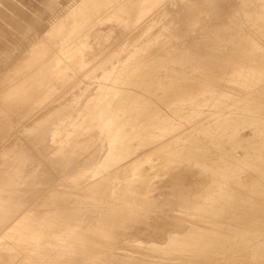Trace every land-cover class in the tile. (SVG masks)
Returning a JSON list of instances; mask_svg holds the SVG:
<instances>
[{
  "label": "rangeland",
  "instance_id": "374dc122",
  "mask_svg": "<svg viewBox=\"0 0 264 264\" xmlns=\"http://www.w3.org/2000/svg\"><path fill=\"white\" fill-rule=\"evenodd\" d=\"M14 1L15 0H0V79L3 80L5 78H8L12 82V79L16 77L14 73L17 74L18 73L17 70H21L23 75L19 74V76L16 77V81L18 82L21 81L20 87L23 89L24 87H26L28 83L27 81L30 80L29 74H32L30 73L29 70H31L32 67L36 65L38 61H40L43 64V67L46 66L45 65L46 62L43 61L48 58L45 57L46 55L45 52L48 50V47L47 45H44V50H43L42 47H40V45L46 43L45 39L48 36L55 35V29L57 26H53L52 25L53 23H51L50 21L52 19H55L56 16L59 15V16H63L60 22L64 23L65 27L67 25H71L72 20L74 19H76V21L75 20L74 21L76 23H79V25H75L74 27H76V29L72 31L73 34L77 35V37L75 36L77 41L75 40V38H73L72 42L75 44H73L71 47L67 49L68 52H70V49H73L72 52H70L69 55L67 56L65 54H62L61 56L63 57H59L56 55V57H54L55 59L53 58L54 60L53 64L55 63L56 65L58 64V66H60V62H63L62 67L56 69L57 66H54V68H52L53 71L56 70V72L57 71L59 72V73L57 72L58 76L54 74L56 72L53 73V71H51L53 76H55L53 77L49 71L52 69L48 67H46L47 70L46 69L41 70L43 67L41 69L39 68L40 71L38 69V71L32 75L37 74L36 76L38 77L40 76V79L42 81L41 82L37 81V84H35V82L30 83L31 81H29L28 84L33 86L32 87L27 86L30 87L29 92L31 89L35 87L34 90L36 92L31 90L35 94L33 93L29 94L28 90L27 91L25 90L27 87L23 90L26 93L28 92L27 94L30 95L28 99L34 101L32 102V105H34L35 107L32 106V109L35 111L34 112L32 111V114L29 115L16 114V117L10 116L8 118V121H11L12 124L9 122L8 125L9 130L5 136L1 135L2 131L0 130V166H3V170H4V173H2V171L0 172V194L5 195L6 193H8V197H10L9 194L17 188L27 189V191H24L22 195V199L24 200L22 204L23 203L24 204L22 206L20 205L21 207H19V209L16 211V215L11 220H5L4 222L0 223V236L6 231H9V234H16L17 230L14 228L12 224H14V222L17 223L19 220L23 218V216H26V214H30V213L34 215L35 214L38 215L41 213L44 216V218L47 219V221L51 224V226L54 227L57 224V219L55 218H59V217L64 218V216H67L66 214H69V216H71V214L74 213L77 208H81L84 212L85 211L93 212V210L95 211L105 210L107 212L110 211L115 213L119 217V219L122 220L123 226L122 227L113 226L110 229L113 231L110 233L107 232V234L109 235L107 234L105 235L106 231L108 230H106L105 228L99 230L100 226H102L99 225L98 231L94 233L95 236L91 233L90 228L88 227L82 228L83 232L86 233V234L84 233L83 235L86 236L82 237L81 240L82 242L83 240H85L83 242L84 245L83 243L81 244L82 249L85 247L84 249L86 250L88 248L89 251L90 247H93V249L91 248V251L93 252L94 257L90 258V260H92L93 262H89V264H99L100 261L104 260L105 258L111 259L114 262L118 261L119 259L129 260L128 263L120 262L119 264H204L203 261L201 260L198 261L196 259L195 261L190 263L187 258L189 256L185 255L184 252H181L179 245L183 243L185 244V240H180L177 237L178 235H176V233L182 235L184 234L183 231L181 230L171 231V234L169 236L165 235V233L167 234L165 227L172 225L171 223L174 221L182 222V219L181 218L177 219L175 217V214L177 215L184 214L185 216L187 215L193 216L195 221L198 220V222H195L193 220V225H192L193 228L199 227L207 230L208 244L209 245L212 244L214 249L218 251V253L214 254V257L210 261V264H249V263L263 264L264 263V201L259 200V202L257 201L252 206H250L248 202L250 200L257 199L254 197L255 196L257 197L258 192L261 191L260 190L257 192L255 189L258 188V186L260 185L259 184L260 180L264 178V169L263 170L261 169V166L262 168H264V159L261 158L260 157L261 155L259 154H258L259 156L253 155L252 161L250 162L249 166L247 167V165L245 164V169L243 168L244 166L242 164H239V166L240 167L242 166L241 168L244 169V170L241 169L240 172L236 170L233 171L231 169L232 162L230 161L231 164H229V162L227 164L228 170L226 171V174L225 175L224 173L223 175L220 174L221 172L220 170L222 166H224V164L222 163L226 158L228 159L231 157V155H233L230 158L232 161H234V159L238 163L239 161H241L240 157H242L241 153L243 150L241 147H236L237 150L236 148H234L232 152L230 145L228 144L230 143L231 140H238V142L240 141V143L242 142L241 144L244 145L250 144L249 141L253 136L259 139V141L264 140V102H263L264 93L262 92L264 88V76H263L264 71L262 70L264 69V65H262L264 64L263 63L264 62V56H263L264 55L263 52L264 51V21H263L264 17H259V16L254 17L253 15H251L252 12L257 10L256 8L259 7V6L256 7L254 3L256 4V2L259 1V5H260L263 3L262 0H249V2L247 3L246 1L239 3L240 0H234L235 2L231 0L232 2L229 1L227 6L225 5L226 3L224 2V1L227 2V0H223L225 4L223 6H219L218 8L224 10L223 7L225 6L224 7L225 11L223 12L221 11V9L218 10L221 11V14L223 13V15H219L220 12L217 11L218 8L216 7L217 8L215 11L216 13L213 12L211 15V17L218 16L215 19H213V17L210 19L209 14H207L208 12L206 14H203L204 10L205 9L207 10L208 2H210L211 0H207V1L199 0L200 2L198 3V5L201 4L199 5L200 8L198 7L199 8L198 12L200 16L199 14L198 15L193 13L189 14L190 10H187L190 9V7L188 6L192 5L193 2L194 4H197L196 1L198 0H176V2L175 0H164V1L163 0H138V1L115 0V2L114 0H66L63 2L60 0H33L30 4H26V3L22 4V2L18 1L17 5L13 4ZM131 1L135 3L136 1L139 2L136 3L137 4L136 9L131 8L135 10L133 11L134 14L131 13L132 11H130V8H129L130 11L129 13L131 14H129L128 10L125 9L129 7V5L132 3ZM236 1L239 3V7L238 5H236L237 4ZM203 2H205V4ZM218 2L220 4L223 3L221 2V0ZM186 3H188L189 5L187 4L188 6H185ZM202 4H204V6ZM183 5L187 10L186 12L183 11L184 8ZM198 5H194V6H198ZM234 5L237 6L238 9H236ZM179 9L180 11L178 12L181 13V17L180 15H178L179 13L176 12ZM102 10H107L108 12L104 11V13H102ZM118 10L120 11V14L114 15L113 18V14L119 13ZM123 10L124 11L126 10V12H124ZM99 11L101 12L100 14L101 16L104 14L103 15L104 19L103 16L99 18L97 17L99 16ZM122 11L124 12V15L125 13H127V17L125 15L124 18ZM105 12H107L108 14H106ZM159 12H161V14H163L164 12L165 15L164 14H163L164 16H161V14L158 15ZM183 12L186 15L189 14L190 17L186 16L185 18ZM217 12L218 15L214 16L213 14H217ZM175 13H176V17H178L179 20L180 18L181 20L185 18L184 22L183 21L178 22L177 21L178 18L174 17ZM128 14L132 17L130 18ZM182 14L184 15V17ZM105 16L109 18L107 19L105 18ZM115 16L116 18L117 17L118 18L116 19ZM193 16L201 17L199 21H202L201 23L203 24L201 25L200 22H199L200 25L197 24L198 23L197 20L199 18H197L196 20V18ZM202 16H205L203 17L204 19H202ZM188 17L189 19H187ZM150 18H153V20H151ZM192 18L195 21H197V23L194 20L192 21L191 20ZM174 19L177 20L174 21ZM94 20L95 21L100 20V21L95 22ZM148 20L153 26L147 25L150 24ZM42 21H45V24L42 23ZM151 21L154 22V24H152ZM210 21L212 23H210ZM91 22H94L92 23L93 25L91 24ZM126 22H130V23L128 24ZM170 22L175 24L176 26L171 24L170 27V25H168ZM189 22L191 25L186 24ZM181 23L182 24L185 23V27H186L185 31L186 33L188 31L189 33L187 34V36L185 35L184 32L180 31L185 29L184 27L182 28L184 24L182 26L179 25ZM193 23L197 24L193 26L194 28L192 27V25H194ZM49 24L50 26H48ZM166 24L169 26V29H172L173 27L174 30L172 29L173 30L171 31L172 33L178 32V31L174 32L175 28L177 27V24L178 27L179 26L181 27L178 28V30L179 29L180 30L174 36L167 28L168 26ZM86 25L89 26L88 31H90V34L87 35V37H85V35L79 37V34L86 27ZM145 25L147 27H145ZM186 25H189L188 26L189 28L190 27L193 28L195 32L193 31V29L187 30L188 28ZM252 25L255 26L253 27ZM90 26L92 27L91 29L93 30H90ZM148 27L151 28L149 29ZM251 27L253 28L251 29ZM145 28H148L146 29L147 32L144 30ZM158 30L160 31L161 34H159ZM57 31L59 32L62 31V28L58 29ZM155 31L157 33H155ZM165 31H167V33L170 32L172 35L170 33H168L169 35H165L167 34L165 33ZM144 32L147 35L144 34ZM190 32H192L191 33L192 35L190 34ZM179 33H181V36L185 35V37L182 38ZM63 34L64 33H60L56 36H61ZM95 37L96 39L97 38L109 39V41L108 42L104 41L102 44L99 45L98 43L96 44ZM156 37H158V39ZM85 38L86 41H84ZM230 38L235 40H241L246 43L249 42L250 45L249 47H245V48L240 47L239 44L232 45V43L230 42L231 41ZM73 40H75V42ZM154 41L156 42V44L157 42L160 41L159 42L160 45L157 44L156 46ZM86 42L89 43V45ZM253 42L256 44H254ZM104 43L106 44L104 45ZM149 43H151V45H149ZM215 43L218 46L219 45L222 46V50L226 51L227 56L229 55L236 56L234 58V60L236 61H240V59L242 58L240 57V55L243 56L244 65H242V67H238V65L236 64L228 63L227 60L229 58H227V56L226 57L213 56L211 58V56H209L208 54L213 49V45ZM252 44L256 47L258 46L257 48H260V50L262 49L261 52L259 49H257V51L259 50V52L263 54V55L261 54L262 57L257 60L249 59V56L244 57V55L246 56V54L249 53L248 51H252L254 49ZM98 45L101 47H98ZM77 46L78 47L81 46L82 48L81 47L78 48ZM96 46L98 49L96 48ZM102 47H104V49ZM123 47L125 51L122 49ZM140 47L141 48L143 47V49H141ZM207 48H209L210 50L208 49L207 51ZM139 49L141 51H139ZM149 49H154L155 51ZM131 51H133V54ZM73 53L75 54L74 56ZM242 53L243 54L246 53V54L242 55ZM71 54L73 58L72 56H70ZM115 54H117L116 55L117 57L114 56ZM145 55L147 56L150 55L149 56L150 58L146 57ZM110 56H113L118 60L115 58L111 59ZM105 57H107L106 58L107 60H105ZM109 57L111 60L109 59ZM61 58H64L66 62L64 63V61H61ZM145 58H147L148 60L150 59L149 60L150 64ZM67 59L69 63H72L70 67L67 62ZM84 59L85 61H83ZM75 60L79 63L77 64ZM101 60L104 63H102ZM142 60L147 61L145 62V66L150 65L146 67L147 70L145 67H143V69L145 68V70L148 73L150 71V73L153 74L152 75L153 77H151L147 72L146 74H148L150 78H153L151 80H154L156 78V81L149 80L150 82L149 84H147L148 83L147 77L148 79H150L149 76L145 74V77L144 76L141 77V75H144L145 72V71L143 72L142 70V65H143L142 63L144 62V61L141 62ZM32 61H35L34 65L32 64ZM82 61L83 63H81ZM105 61H111V63L109 62L107 63ZM256 61L260 63L261 61L263 62L260 65V64H256L258 63ZM27 62H30L29 67ZM114 62H116L115 65ZM41 63L38 64L37 67L42 66ZM66 63L68 64V66ZM137 64L141 65V67L139 66L141 68L139 71H138L139 67ZM207 64L209 66H207ZM75 65L79 67H76ZM98 65L100 66L102 65V66L100 67ZM155 65L156 66L161 65L162 67L160 66L159 68L160 69L162 68L163 70L162 69L158 70V66L156 68ZM103 66L105 68L108 67L110 68L108 70L105 69ZM136 66L138 67V69ZM252 66H254L253 68H255L256 70L253 69ZM256 66L259 68L260 66H262L261 67L262 69L261 68L258 69L256 68ZM132 67L134 68V70H132ZM60 68H62L61 70L63 73L59 71ZM64 68L67 69V71ZM80 68L81 70H79ZM240 68H243L245 72L247 70L249 71L250 68H252V70L256 72L262 70L261 71L262 73L260 72L261 74H263L261 76L262 78L259 77L261 75L259 72L258 75L257 73L255 74L254 71L250 70L248 72L250 75L247 74V72L246 73L244 72V75L245 74L247 75L245 76L243 75V79H242L243 84H241L239 87L236 85L234 86L233 85L234 81H232L233 79L231 78V75L234 73L235 69H240ZM63 69L65 71H63ZM74 69L76 70V72L73 71ZM110 69H112L114 72L112 70L111 72ZM135 69H137L136 72ZM149 69H153V70H149ZM44 70H46L45 72L47 74L49 71V74L46 75V73H44ZM107 70L109 72H107ZM25 71L27 72L26 74ZM42 71L44 77L45 76L49 77L51 75L52 78L49 77L50 79L47 78L45 80L46 78L45 77L43 79ZM129 71L130 72L132 71L133 73L132 72L131 73L132 74L135 73V74L133 76L132 74L131 76H129L130 75ZM140 71H142L143 74H140L141 73ZM151 71L153 72L155 71L157 76H155V73ZM165 71L168 72V76ZM104 72L106 77L103 76ZM251 72L255 75H253ZM122 74H124V76ZM139 74L142 80H140V78L138 77ZM24 75L28 76V78L26 79L25 77L27 81L24 79V81L22 82L21 79L24 77ZM59 75L62 76V80H59L60 78ZM170 75L171 77L174 78L180 75L179 76L180 78L179 77L175 79L170 78ZM256 75L258 77L257 80L261 78L259 82L256 80L257 78ZM56 77H59L58 78L59 81H57ZM103 77H105L104 78L105 80H103ZM129 77H132L133 80L132 79L130 80ZM120 78L121 80L123 79L124 82L121 81ZM143 78H146L145 83H143L144 82ZM159 78L160 80L163 79V81L160 80L158 81ZM200 78H202L203 80H201ZM90 79H92L91 82ZM127 79H129V81L131 82H129ZM164 79L165 80L168 79L167 82ZM169 80L170 81L172 80L173 84L168 83L170 82ZM200 80L203 82H201ZM254 80L257 81L258 83L254 82ZM98 81L100 82L98 83ZM139 81L140 84L142 85L139 84ZM164 81L165 83H162ZM82 82H84V84ZM89 82L92 84H90ZM93 82L94 83L96 82L95 87H97V89H95ZM152 82H158V84H155L156 85L155 86ZM119 83H121V85H119ZM124 83L127 84L126 87L130 86V88L128 87L129 92H128V88L125 87ZM129 83L132 85H129ZM151 83L154 85L151 86L152 88L150 87ZM160 83L162 85H159ZM166 83H168V86ZM144 84L146 85V88L145 86H143ZM169 84L170 86L172 84V86L170 87ZM157 85L161 87L159 88ZM119 86L120 87L124 86V90L123 87L119 88ZM164 87L165 88L173 87V89H167L164 92L162 89ZM90 89H92L91 94H89L88 92V91L91 92ZM121 89L125 93L122 92ZM160 89L162 92L167 94V95L165 94L166 96H164L166 99L163 98L164 93H162ZM80 90L81 92L83 91V94L86 91V94H84L85 97L84 96L81 97ZM120 91L124 93V95L121 94ZM6 92L7 90L5 91L0 90L1 98L4 97ZM126 92L128 94L130 93V95L126 94ZM140 92L142 95L141 94L139 95ZM79 95L81 97L80 98L81 102L83 101L82 98H84L85 100L83 102L87 103L88 105L89 104L91 105V102L92 105H94L99 96L104 98L106 102L101 104L99 107H97L95 111L96 113L93 115V117L83 120L81 119V116H79L80 120L79 117L73 119L71 110L73 111L72 107L75 106L77 102L78 103L80 102ZM144 95L146 96L148 95L147 98ZM161 95L162 97H160ZM126 96H129L128 99L131 100L132 103L135 102L138 104V105H136L135 103L132 104L133 106L135 105L136 108L140 106L139 105L140 101L138 99L140 98L141 106L143 107V105L145 104L144 105L145 108L147 110L149 109L151 115L153 113L154 119H156L157 117H162V118L165 117V120L157 128L154 127L151 121H155V120L151 119L152 118L151 115L148 116V114H150L149 111L147 114H145L146 112L145 113H143L142 111L139 112V109H141V107H139V109L138 108L135 109L130 105L131 104L130 101H129L130 106L126 105L128 104V100L126 101L127 103L124 106L123 102H125L126 100L125 98H127ZM144 97L146 99H144ZM251 97L253 99L255 98L253 101V106H251L250 104L252 103L249 102V100H251ZM76 98H78V101ZM120 98L123 99V102H121ZM131 98H133L134 100ZM88 99L92 101L89 102ZM62 100L64 102L65 107L63 106ZM219 100H221L220 102H222V104H220ZM69 101H71L70 104ZM142 102H144L143 105ZM30 103L27 102L26 105ZM34 103L37 105H35ZM58 103H62V106L61 104L59 105ZM53 104H55V106ZM56 105H59L57 107H59L60 110H65L64 112L62 111L61 113H59L64 117L61 115H59L58 117L57 114L56 115L57 119L54 116L55 119L53 117L52 120V118L50 119L48 117H50L54 113L55 109H57ZM66 106H68V108ZM182 106L188 107L186 112L189 116L187 114L186 116L188 117V119L190 118V121H187L188 119L185 120L184 118L180 117V115L177 113L178 110L183 109ZM145 108L143 107L142 110H144ZM122 109L126 110L127 111L126 113H129V115H127L126 113L125 115H123L125 111H121ZM128 109L130 110V112ZM131 110L133 111V113ZM134 110L135 111L137 110L138 113H140V115H138L137 112H135ZM184 110L186 109L184 108ZM218 111L222 112L223 116L221 118L218 117L217 119L214 120L215 126L218 127L222 126L225 122L228 121L234 123V126L238 127L237 133L233 132L230 129V127H228V129L225 132V137L221 138L220 140V142L225 146V151L226 152L228 151V155L222 158L223 160H221V158L219 157H213L209 161L198 160L196 162V165L200 166L202 169L197 168V170L194 171L191 170V172H187L183 174V172L179 170L182 168L174 164L173 159L171 160V162L164 164H160L157 158L154 159L155 155L152 154V152L161 149L164 144L173 141L171 139H174L175 137L182 138V136H184L183 137L184 139L188 133L194 132V129L198 130L201 127L200 125L205 124L208 118H210L212 114L213 115L216 114V112ZM199 112H200L199 115L195 114ZM113 113L115 114L114 116ZM116 113H118L119 115L118 114L116 115ZM131 113L133 115L136 114V116H138V118H141V120L147 117L148 119L141 121L140 119L138 120L137 118L138 120L137 122L138 123L140 122V125L136 126L138 125V123L135 122L136 116L134 115L133 118L131 116ZM111 114L116 120L118 119L117 121L120 125L115 122L116 121L115 119L114 122H112L113 117L112 120H110ZM70 115H71L70 118L71 121L69 120ZM145 115L147 117H143ZM200 115L202 117H200ZM116 116H118V118ZM123 116L126 117L125 120ZM127 116H131V118L135 120L133 121L130 117H128L129 119H127ZM10 118L13 120H11ZM254 118L256 122H253ZM49 119L50 122L48 121ZM122 119L124 122L122 121ZM44 120L46 122L48 121L47 123L45 122L46 124L48 123L49 124L46 125L44 123ZM62 120L66 123H68L69 121V125L70 122H72L73 120L78 122L76 123L74 121L76 124H79L80 121L82 120L81 121L82 128L71 127L68 124L64 123ZM119 120L120 122L122 121L125 125L123 124L122 126L121 124L122 122L120 123ZM128 120L129 122L132 121L133 123H135L133 124L135 125L134 129L132 123L130 124L129 122H127ZM110 121L112 125H114L115 127L108 125V123L111 124ZM178 122L179 123L181 122L184 125L178 127V125L175 124ZM40 123L41 126L45 124L44 129L43 127L42 128L41 127L39 128V126L37 127V125H40ZM127 123H129L128 125L131 126V129H129L130 127L129 128L127 127L128 126L126 125ZM115 124H117V126L119 125L124 130L127 127L125 131L128 133V136L130 135L129 138H127L128 136H126V132L125 133L122 132L123 129L121 130L119 126H118L119 129H117ZM170 124H174L172 126V129L175 128L173 129L174 131L167 136L162 134L165 129L171 130ZM65 125L68 127H66ZM142 125L144 126V128H146L149 131H154V132L157 131L158 133H160V137H158V139L152 143L150 142L144 145L143 143L141 144V142H143L141 141L142 137L140 136V139H138L136 135L139 134L138 129L139 127H142ZM63 126L67 131L64 130ZM109 126H111L110 127L111 129L113 127L115 131L111 132L110 128H109L110 131H108V128L105 127H109ZM59 128L64 130V131L62 130L64 132V135L62 131H61L62 134L59 132L61 130ZM103 129L107 130L113 136L110 134L109 137L108 136L109 133H107ZM65 131L67 132L66 134ZM100 133L101 135L103 134L104 136L103 135L99 136ZM106 133L110 140L111 137L114 138L117 137V135H120L122 137L120 138L119 136V138L116 139V140L119 139L118 141H115V138L114 140L109 141V139L106 136ZM196 133H198V131ZM53 134L56 136L55 139H54L55 136ZM59 134L63 136V137L60 136L61 139H59L58 136ZM50 135L51 138L48 137ZM124 135L126 137H124ZM126 139L130 140L129 143L133 144V146L129 150L130 154L127 153L128 156L127 155L123 156L121 157V159L119 160L117 159L118 161L116 160L114 163H110L112 161V158L115 156L116 151L119 149H123L126 146V141H125ZM14 140L18 142L15 143ZM38 140H42V143L44 142V140H49V141H45L46 143L45 142L44 143L46 144V146L44 147L45 145L44 144L42 148V144L38 146L37 144ZM112 141L113 144L110 143ZM189 141L190 143H186L185 145H183V148L181 149L184 150V152H188V150L192 147H197L199 149L205 148L208 150L207 148L208 144L203 138H200L198 140L195 139L194 141L191 140L190 138ZM245 141L246 143H244ZM66 146L69 148L74 147V150H72L71 153H73L72 155L74 156L75 159L72 162L71 161L67 162V160L63 158L65 154L64 148L66 149L67 148ZM14 147L16 150L14 149ZM57 150L59 153H57ZM121 151L122 150H120L119 152ZM11 152L12 153L16 152L17 154L16 153L12 154ZM258 152L261 154L262 149L259 148ZM12 156L13 157L16 156V157L12 159L13 158ZM156 156L161 157L160 154H156ZM184 158H185V163L193 167V165H191V161L189 160V158L187 157ZM236 161H234L233 163L236 164L237 163ZM19 162L20 164L18 165ZM245 162L247 163L249 161H245ZM8 163L9 165H7ZM68 163L69 165L70 163H72L74 167L81 169L82 171L81 170L78 171L84 173V177L86 176L87 177L83 178L81 181H72V182L70 180L64 181L66 180L65 175L69 167ZM5 165L8 167H6ZM126 165L129 166L136 165L138 167L135 171L133 169L130 175L131 177H137L136 179H138V182L139 183L142 182L144 184L136 189L137 191H139L137 194L142 198V200H139L136 205L135 204L123 205L122 203L121 205L120 203H114L113 201H108V199L103 197L97 198L95 192L96 187H99L100 189L103 190H107L111 188V186H114L116 183L121 181V177L124 175L123 170L125 169ZM4 166L8 168L9 171H7V169H4ZM86 166L88 168L91 167L92 172L89 171L90 168L86 169L87 168ZM220 166L221 168H219ZM9 168H11L12 170ZM194 168L195 167H193V169ZM246 170L249 171L250 173L248 172L249 173L248 174ZM252 170L254 172H252ZM259 172L261 175L258 174ZM123 177H125V175ZM147 181L152 185L148 186L146 184ZM228 182L235 184L234 185L229 184ZM34 183H39V189L36 188L37 191L36 193H34V191L32 190V188L34 187ZM220 183L222 184L223 187L227 185L226 188H229V193L227 194L225 192L223 193V189ZM62 184L64 186H62ZM228 185L230 186L228 187ZM60 186H62V190ZM230 188H232V190ZM262 189H264V187H262ZM250 190H255L257 192V195H255L256 192H253L252 194ZM203 196L208 197L206 198L208 199L207 203L205 202L204 200L205 198H203ZM236 197H240L237 202L235 203L230 202V200H233ZM248 198L250 200H246ZM213 201L216 202L214 203ZM94 203L96 204L94 205ZM216 205H220L218 206V209H214ZM202 206H204L208 210L211 207L212 211L206 210L205 212L203 211L205 208ZM187 208L189 209V211H187L188 210ZM196 208L197 211L195 212H197V214L193 213L194 210H196ZM133 211H135V214H133L134 213ZM155 216L156 218L158 217L162 221L157 220ZM51 218H54L55 220H50ZM69 219L70 218H67V220ZM137 223H140L138 224L139 226H137ZM143 223L146 224L144 225ZM69 226L70 229L68 231H72V232L79 228V226L74 225V223H68V227ZM157 226L159 229L156 228ZM218 226H220L221 228ZM147 231L150 232V234H152V236L155 237L156 236L162 237L163 235H165L166 239L163 240L160 239L161 241H157V239H155V240H149L148 242L147 239H144V237L147 235ZM112 233L114 235L113 239L115 241L112 239V235H111ZM129 233H132L130 234V236H132L131 240L135 238H139V241L130 242L131 240L129 239L130 240L129 241L127 239V234ZM88 236L89 237L91 236L92 239L90 240ZM118 237L120 239H118ZM143 242L146 244H144ZM129 249L132 250L129 251ZM88 251L86 252L88 253ZM138 251L140 253H138ZM258 251L259 252L262 251V253L259 255ZM213 253H215L214 250ZM219 254H221V256ZM215 257L216 259H214ZM255 260L256 261L258 260L257 261L258 263H256ZM245 261H248L249 263H245Z\"/></svg>",
  "mask_w": 264,
  "mask_h": 264
},
{
  "label": "bare ground",
  "instance_id": "6f19581e",
  "mask_svg": "<svg viewBox=\"0 0 264 264\" xmlns=\"http://www.w3.org/2000/svg\"><path fill=\"white\" fill-rule=\"evenodd\" d=\"M18 1H20V2H22V4H30L33 0H15L14 1V3L13 4H16L17 5V3H18ZM60 1H66V0H60ZM134 1V0H133ZM138 1V0H137ZM136 1V3H139V2H137ZM164 1V0H163ZM163 1H162V4H163ZM202 1H204V0H202ZM207 1V0H206ZM218 1H220V0H211L210 2H208V5H207V10H206V12H205V10H204V13L203 14H206L207 12V14H209V18L211 19L212 17H211V15H212V13L214 12V13H216L215 11H216V9L219 7V6H223L225 3V5L227 6V4L229 3V1L230 2H232V1H234V0H227V2L226 1H224L223 2V0H221V2H223V3H219ZM243 1H246V3L247 2H249V0H240L239 1V3H242ZM114 2H115V0H114ZM132 2V1H131ZM175 2H176V0H175ZM180 2V1H179ZM181 2H184V1H181ZM189 2V1H188ZM200 1L198 0V1H196V3L197 4H194V2H193V4L192 5H190V6H188L189 4L188 3H186L185 4V6H188V7H190V9H187V10H190L189 11V14L190 13H193V14H199V8H200V6L199 5H201V4H199L198 5V3H199ZM235 2V1H234ZM233 2V3H234ZM237 2V1H236ZM258 2V3H257ZM256 2V4L254 3V5L256 6V7H258V8H256L257 10H255V11H253L252 12V14L251 15H253L254 17H264V1L262 0V4H260L259 5V1H257ZM104 3H105V1H104ZM135 2H132L130 5H129V7H127V8H125L126 10H128V13L130 12V11H132L131 13H133V11H135V10H133L134 8L136 9V4ZM168 3V2H167ZM190 3H191V1H190ZM204 4H205V2H203ZM239 3L237 2V4L236 5H238V7H239ZM188 4V5H187ZM204 4H202L203 6H204ZM207 4V3H206ZM217 4H220V5H217ZM250 4V3H249ZM179 5H180V3H179ZM178 5V6H179ZM194 5H198V6H194ZM232 5V4H231ZM246 5V4H245ZM251 5V4H250ZM253 5V4H252ZM164 6V5H163ZM166 6V5H165ZM185 6L183 5V7H181V8H183V11L184 12H186L187 10L185 9ZM192 6V7H191ZM235 6V5H234ZM249 6V5H248ZM157 7V6H156ZM199 7V8H198ZM217 7V8H216ZM225 7V6H224ZM223 7V9L224 10H222L221 8H218L217 9V11L218 10H220L221 9V11H225V8ZM236 7V9H238L237 8V6H235ZM129 8H130V11H129ZM131 8H133V9H131ZM138 8V7H137ZM187 8V7H186ZM122 9V8H121ZM162 9V8H161ZM185 9V10H184ZM204 9V8H203ZM240 9V8H239ZM120 10V9H119ZM118 10V11H119ZM126 10L124 11V12H126ZM241 10V9H240ZM104 11H107V10H102V13H104ZM118 11H115V12H118ZM121 11V10H120ZM120 11H119V13H116V14H113V18H114V15H118V14H120ZM122 11V12H123ZM163 11V10H162ZM178 11H180V9L179 10H177L176 12L177 13H179ZM221 11H218V12H220V14L219 15H223V13L221 14ZM108 12V11H107ZM107 12H105L106 14H108ZM110 12V11H109ZM112 12V11H111ZM124 12H123V16H124V18H125V15H126V17H127V13H125V15H124ZM182 12V11H181ZM183 12V13H184ZM218 12H217V14H213L214 16L215 15H218ZM131 13H129V14H131ZM137 13H138V10H137ZM101 12L99 11V16H97L98 18L99 17H102L101 15ZM111 14V13H110ZM128 14V15H129ZM134 14V13H133ZM132 14V15H133ZM161 14V12H159L158 13V15H160ZM163 14L165 15V13L163 12ZM163 14H161V16H164ZM189 14L188 15H186L185 13H184V15H185V18H186V16H189ZM192 14V15H193ZM178 15H180V17H181V13H179ZM183 15V14H182ZM184 15H183V17H184ZM197 15H195V16H197ZM109 16V15H108ZM111 16V15H110ZM120 16V15H119ZM122 16V15H121ZM130 16V15H129ZM160 16V17H161ZM195 16H193V17H195ZM199 16H200V14H199ZM195 17L196 18V20H197V18H199L197 21H198V23H197V21H195L193 18L191 19L192 21L194 20L197 24H199V22L201 23L202 21H199L200 19H201V17ZM252 16V17H253ZM132 16H130V18H131ZM159 17V18H160ZM174 17H176V13L174 14ZM190 17V16H189ZM189 17L187 18V19H189ZM203 17H205V16H202V19H204ZM218 17V16H217ZM217 17H213V19H215V18H217ZM61 18H63V16H56V18L55 19H52L50 22L51 23H53L52 25L53 26H57L56 27V29H55V35L53 36H48L46 39H45V41H46V43H44L43 45H40V47H42V49L44 50V45H47V47H48V50L45 52V57H48L47 59H45L43 62H46L45 63V65L46 66H44L43 67V64L40 62V61H38L37 63H36V65H34V63H35V61H32V64L34 65L33 67H32V69L31 70H29L30 71V73H32V74H35L37 71H38V69L40 68H42L41 70H43V69H46V67H48V68H50V69H52V68H54V66H57L56 67V69L57 68H59V67H62V65H63V62H60V66H58V64L56 65L55 63L53 64V58L54 57H56V55L57 56H59V57H63V56H61L62 54H65L66 56L67 55H69V53L70 52H72V50L73 49H70V52H68L67 51V49L69 48V47H71L73 44H75V43H73L72 42V39L73 38H75V36L77 37V35H75V34H73L72 33V31H74L75 29H76V27H74L75 25H79V23H76L75 21H76V19H74V20H72V24L71 25H67L66 27H65V25H64V23H61L60 21H61ZM105 18H107L106 16H105ZM109 18V17H108ZM107 18V19H108ZM115 18H116V16H115ZM118 18V17H117ZM116 18V19H117ZM176 18H178V17H176ZM184 18V19H185ZM103 19H104V16H103ZM151 20H153V18H150ZM149 19V20H150ZM184 19L183 20H181V18H180V20H179V18H178V22H180V21H183L184 22ZM210 19H208V20H210ZM78 20V19H77ZM101 20V19H100ZM99 20V21H100ZM106 20V19H105ZM149 20H148V22H149ZM156 20V19H155ZM154 20V21H155ZM175 19H174V21H176ZM190 20V21H191ZM207 20V21H208ZM226 20V19H225ZM254 20V19H253ZM257 20V19H256ZM79 21V20H78ZM77 21V22H78ZM95 21V20H94ZM96 21H98V20H96ZM95 21V22H96ZM98 21V22H99ZM158 21H159V19H158ZM174 21H173V23H174ZM186 21V20H185ZM264 21V20H263ZM152 22V21H151ZM157 22V21H156ZM156 22H155V24H156ZM162 22V21H161ZM178 22H176V23H178ZM187 22V21H186ZM206 22V21H205ZM42 23H44L45 24V21H42ZM92 23H94V22H91V24ZM126 23H130V22H126ZM150 23V22H149ZM173 23H169L168 25H170V27H171V24L172 25H175V24H173ZM192 23V22H191ZM210 23H212L211 21H210ZM90 24V25H91ZM124 24H125V22H124ZM152 24H154V22H152ZM184 24V26H182ZM181 23V24H179V25H181L182 26V28L184 27L185 29H183V30H180V31H182V32H184L185 33V35L187 36V34H189L188 33V31H187V33H186V27H185V23ZM186 24H189V25H191L190 24V22L189 23H186ZM194 25H192V27L193 26H195V25H197V24H195V23H193ZM203 23H201V25H202ZM93 25V24H92ZM127 25V24H126ZM148 26L149 25H151V23L150 24H147ZM163 25V24H162ZM165 25V24H164ZM167 25V24H166ZM167 25V26H168ZM189 25H186L187 26V30H189V29H193V28H189L188 26ZM200 25V24H199ZM48 26H50V24L48 25ZM131 26V25H130ZM151 26H153V25H151ZM155 26V25H154ZM176 26V25H175ZM181 26H179V27H181ZM253 27L255 26V25H252ZM88 27L89 26H87L86 25V27L82 30V32L79 34V37L80 36H84L85 35V37H87V35H89L90 34V31H88ZM117 27V26H116ZM145 27H147L146 25H145ZM160 27H162V26H160ZM178 24H177V30H176V28H175V31L174 32H176V31H178L179 32V30H178ZM197 27V26H196ZM253 27H251V29L253 28ZM60 28H62V31H57L58 29H60ZM92 27L90 26V30H93V29H91ZM122 28V27H121ZM144 28V27H143ZM149 29L151 28V27H148ZM148 28H145L144 30L146 31V29H148ZM163 28H164V26H163ZM168 29H169V26L167 27ZM160 29V28H159ZM166 29V28H165ZM172 29H173V27H172ZM172 29H169L170 30V32L171 31H173ZM162 30V29H161ZM197 30V29H196ZM148 31H150V30H148ZM159 31V30H158ZM168 31V30H167ZM167 31H165V33H167ZM193 31H194V29H193ZM106 32V31H105ZM147 32V31H146ZM170 32H168V33H170ZM177 32V33H178ZM195 32V31H194ZM50 33H51V31H50ZM60 33H64L63 35H61V36H56V35H58V34H60ZM148 33H150V32H148ZM155 33H157L156 31H155ZM165 34V35H169V34ZM172 33V32H171ZM170 33V34H171ZM177 33H172L174 36L177 34ZM192 32H190V34H191ZM144 34H146L145 32H144ZM159 34H161L160 33V31H159ZM159 34H158V37H159ZM171 34V35H172ZM180 34V36H181V33H179ZM94 35V34H93ZM127 35V34H126ZM147 35V34H146ZM145 35V36H146ZM152 35V34H151ZM162 35H163V32H162ZM185 35H183V36H181L182 38L183 37H185ZM192 35V34H191ZM95 36V35H94ZM99 36V35H98ZM97 36V37H98ZM106 36H107V34H106ZM144 36V35H143ZM142 36V37H143ZM109 37V36H108ZM107 37V38H108ZM141 37V38H142ZM158 37H156L157 39H158ZM180 37V38H181ZM191 37V36H190ZM147 38H148V36H147ZM146 38V39H147ZM188 38H189V36H188ZM95 39H96V37H95ZM151 39V38H150ZM155 39V38H154ZM184 39H186V38H184ZM220 39H222V38H220ZM75 40H76V38H75ZM75 40H73L74 42H75ZM81 40V39H80ZM79 40V41H80ZM230 42L232 43V45L233 44H236V45H240V47H243V48H245V47H249V45H250V43L249 42H243V41H241V40H235V39H232V38H230ZM77 41V40H76ZM84 41H86V38H85V40ZM108 42L109 41V39H102V38H97L96 39V44L98 43L99 45L100 44H102L103 42ZM145 41V40H144ZM143 41V42H144ZM156 41H158V40H156ZM187 41V40H186ZM188 41H190V40H188ZM225 41H226V38H225ZM83 42V41H82ZM81 42V43H82ZM120 42V41H119ZM160 42V41H159ZM159 42H157V44H159L160 45V43ZM87 43V42H86ZM152 43V42H151ZM151 43H149V45H151ZM154 43L156 44V42L154 41ZM209 43V42H208ZM252 43V42H251ZM254 43V42H253ZM83 44V43H82ZM84 44H85V42H84ZM88 45H89V43H87ZM106 43H104V45H105ZM141 44V43H140ZM157 44H156V46H157ZM254 44H256V43H254ZM98 45V47H101V46H99ZM118 45V44H117ZM154 45V44H153ZM152 45V46H153ZM158 45V46H159ZM189 45V44H188ZM191 45V44H190ZM258 45H260V44H258ZM137 46V45H136ZM136 46H135V48H136ZM155 46V45H154ZM252 46H253V50L252 51H248L249 53H244V54H246V56L242 53V55H244V57H247V56H249V59H253V60H257V59H259V58H261L262 56H261V54L262 53H260L261 52V50H260V48H257L256 46H254L253 44H252ZM78 47V46H77ZM81 47V46H80ZM80 47H78V48H80ZM150 47V46H149ZM164 47V46H163ZM229 47V46H228ZM77 48V49H78ZM82 48V47H81ZM96 48H97V46H96ZM103 49H104V47H102ZM141 48V47H140ZM84 49V48H83ZM98 49V48H97ZM123 50H124V47L122 48ZM141 49H143V47L141 48ZM147 49V48H146ZM156 49V48H155ZM208 49L209 48H207V51H208ZM225 49V48H224ZM257 49H259L260 50V52H259V50L257 51ZM86 50H87V47H86ZM137 50V49H136ZM149 50H154V49H149ZM149 50H147V51H149ZM188 50V49H187ZM210 50V49H209ZM250 50V49H249ZM81 51V50H80ZM83 51V50H82ZM91 51V50H90ZM119 51V50H118ZM120 51H122V50H120ZM125 51V50H124ZM139 51H141L140 49H139ZM155 51V50H154ZM223 50H222V46H218V45H216V43L213 45V49L209 52V56H211V58L214 56V57H218V56H223V57H226L227 56V53H226V51L224 52H222ZM38 52V51H37ZM132 52V54H133V51H131ZM130 52V53H131ZM153 52V51H152ZM181 52V51H180ZM245 52V51H244ZM264 52V51H263ZM82 53H84V52H82ZM119 53V52H118ZM134 53H135V51H134ZM138 53H140V52H138ZM150 53V52H149ZM59 54V55H58ZM171 54V53H170ZM230 54V53H229ZM241 54V53H240ZM75 54L73 53V56H74ZM88 55V54H87ZM86 55V56H87ZM94 55V54H93ZM117 54H115L114 56H116ZM142 55V54H141ZM148 55V54H147ZM147 55H145L146 57H148V58H150L149 56H147ZM237 55V54H236ZM263 55V54H262ZM70 56H72V54L70 55ZM73 56H72V58H73ZM79 56H81V55H79ZM83 56H84V54H83ZM82 56V57H83ZM106 56V55H105ZM109 56V55H108ZM264 56V55H263ZM81 57V58H82ZM88 57V56H87ZM90 57V56H89ZM111 57V59H114L115 57H113V56H110ZM110 57H109V59H110ZM117 57V56H116ZM140 57V56H139ZM236 56H227V58H229L228 60H227V62L228 63H231V64H236V65H238V67H242V65H244V60H243V56H241L240 55V57H242L241 59H240V61H236V60H234V58H235ZM71 58V59H72ZM107 57H105V60H107L106 59ZM141 58V57H140ZM231 58V59H230ZM55 59V58H54ZM58 59V58H57ZM66 59V58H65ZM69 59V58H68ZM68 59H67V62H68ZM110 59V60H111ZM115 59H117V58H115ZM138 59V58H137ZM145 59H147V58H145ZM210 59V58H209ZM215 59V58H214ZM43 60V59H42ZM52 60V61H51ZM77 60V59H76ZM75 60V61H76ZM80 60H82V59H80ZM103 60V59H102ZM102 60H101V62H102ZM118 60V59H117ZM116 60V61H117ZM150 60V59H149ZM148 59H147V61H148V63L150 62ZM261 60V59H260ZM61 61H64V63L66 62L65 60H64V58H61ZM74 61V60H73ZM83 61H85V59L83 60ZM83 61L81 62V63H83ZM139 61V60H138ZM144 60H142L141 62H143ZM147 61H144L142 64L144 65H142V70H143V72H144V75H141V77L142 76H144L145 77V74H146V70H147V66H150V65H146L145 66V62H147ZM211 61V60H210ZM230 61V62H229ZM259 61V60H258ZM258 61H256V62H258ZM77 62V61H76ZM105 62H109V63H111V61H105ZM262 62L263 61H261V63L260 62H258V63H256V64H262ZM28 63V67H29V64H30V62H27ZM42 64V66H40V67H37V65L38 64ZM74 63V62H73ZM79 62H77V64H78ZM80 63V64H81ZM102 63H104V62H102ZM147 63V64H148ZM206 63V62H205ZM254 63V62H253ZM264 63V62H263ZM67 64V63H66ZM68 64H69V67L71 66V64L72 63H69L68 62ZM68 64H67V66H68ZM116 64V62H114V65ZM139 64H141V63H139ZM150 64V63H149ZM201 64V63H200ZM82 65V64H81ZM103 65V64H102ZM101 65V66H102ZM111 65V64H110ZM138 65V64H137ZM159 65V64H158ZM157 65V66H158ZM191 65V64H190ZM199 65V64H198ZM262 65H264V64H262ZM36 66V67H35ZM66 66V67H67ZM76 66V65H75ZM98 66H100V65H98ZM100 66V67H101ZM107 66V65H106ZM113 66V65H112ZM141 67V65H138V67ZM157 66L155 65V67L157 68ZM161 66V65H160ZM160 66H158V70H161L159 67ZM164 66V65H163ZM207 66H209L208 64H207ZM206 66V67H207ZM251 66V65H250ZM255 66V65H254ZM254 66H252V68L254 67ZM258 66V65H257ZM256 66V68H258V69H260L262 66H260V68L259 67H257ZM76 67H79V66H76ZM104 67V66H103ZM137 67V66H136ZM138 67H137V69H138ZM139 67V69H138V71L141 69ZM143 67H145L146 68V70H145V68L143 69ZM152 67V66H151ZM162 67V66H161ZM166 67V66H165ZM164 67V68H165ZM201 67V66H200ZM68 68V67H67ZM74 68V67H73ZM105 68V67H104ZM109 68L110 67H108V68H105V69H108L109 70ZM124 68V67H123ZM167 68H169V67H167ZM195 68V67H194ZM203 68H204V66H203ZM252 68H250V70H252ZM40 69H39V71H40ZM62 68H60L59 69V71H61V73H63L62 72V70H61ZM65 69V68H64ZM63 69V71H67V69H65L64 70ZM76 69V68H75ZM73 70V71H75L76 72V70ZM105 69H102V70H105ZM112 69H113V67H112ZM112 69H110V71L112 70ZM128 69V68H127ZM137 69H135V72H136V70ZM155 69V68H154ZM172 69H173V67H172ZM253 69H255V68H253ZM262 69V68H261ZM47 70V69H46ZM46 70H44V73H46L45 71ZM77 70H78V68H77ZM79 70H81V68L79 69ZM107 70V72H109ZM132 70H134V68L132 67ZM149 70H153V69H149ZM148 70V71H149ZM156 70V69H155ZM163 70V69H162ZM192 70V69H191ZM249 70V71H250ZM256 70V69H255ZM263 71H264V69H262ZM262 70H259L258 72L260 73ZM18 71V73L16 74V73H14L15 74V76L17 77V76H19V74H21V75H23L22 74V71L21 70H17ZM21 71V72H20ZM50 71V73H51V71H53V69L52 70H49ZM49 71H48V74H49ZM113 71V70H112ZM111 71V72H112ZM125 71V70H124ZM137 71V72H138ZM167 71V70H166ZM165 71V72H166ZM169 71V70H168ZM171 71V70H170ZM248 70L246 71L247 72V74H249L248 72H249ZM252 71H254V70H252ZM54 72H56V70L55 71H53V73ZM58 72V71H57ZM54 73V74H56V76H58L57 74L59 73ZM93 72V71H92ZM94 72H95V70H94ZM106 72V73H107ZM114 72V71H113ZM130 72V71H129ZM132 72V71H131ZM129 73L130 75L129 76H131V74L133 73ZM141 73L140 74H143V72L142 71H140ZM151 72H153V71H151ZM158 72H160V71H158ZM244 69L243 68H240V69H235V71H234V73L231 75V78L233 79L232 81H234V86L236 85V86H240L241 84H243V81H242V79H243V75H244ZM245 72V73H246ZM255 72V74L257 73L258 75H259V73L258 72H256V71H254ZM27 72L25 71V74H26ZM61 73H60V75H61ZM69 73V72H68ZM67 73V74H68ZM103 73V72H102ZM121 73H123V72H121ZM125 73V72H124ZM127 73H128V71H127ZM148 73V72H147ZM153 73H155V71L153 72ZM167 73V76H168V72H166ZM252 73V72H251ZM262 73V72H261ZM260 73V74H261ZM32 74H29V77H30V80H26L27 78H28V76H25L24 75V77L21 79L22 80V82L24 81V79H25V77H26V81L29 83V81H31L30 83H33V82H35V84H37V81H42L41 79H40V76L38 77V76H36V75H32ZM47 73H46V75H48ZM91 74V73H90ZM93 74H95V73H93ZM108 74H110V73H108ZM111 74H113V73H111ZM118 74V73H117ZM135 74V73H134ZM134 74H132V76L134 75ZM140 74H139V78H140ZM151 77H153L152 75L153 74H151L150 73V71H149V73H148ZM148 74H146L147 76H149ZM169 74H171V73H169ZM178 74V73H177ZM247 74H245V75H247ZM253 74V73H252ZM255 74H253V75H255ZM42 75H43V79L45 78V80L47 79V78H52L51 77V75L53 76V74L51 73V75L49 76V77H47V76H45L44 77V74H43V71H42ZM59 75V76H60ZM64 75V74H63ZM74 75V74H73ZM72 75V76H73ZM123 76H124V74H122ZM121 75V76H122ZM138 75V74H137ZM136 75V76H137ZM163 75V74H162ZM176 75V74H175ZM244 75V76H245ZM250 75V74H249ZM252 75V76H253ZM263 74H261L259 77H261ZM71 76V75H70ZM103 76H105V72H104V75ZM126 76V75H125ZM146 76V77H147ZM150 76H149V78H150ZM155 76H157L156 75V73H155ZM154 76V77H155ZM165 76H166V74H165ZM167 76H166V78H167ZM173 76H174V74H173ZM177 76V75H176ZM180 76V75H179ZM178 76V77H179ZM264 76V75H263ZM16 77L14 78V79H12V82H11V80H9L8 78H5V79H3V80H1L0 79V90H7V92H6V94L4 95V97L3 98H1V94H0V130L2 131V134L1 135H6L7 134V132H8V130H9V127H8V125H9V122L11 123V121H8V118L10 117V116H14V117H16V114L17 115H22V114H27V115H29V114H32V111L34 112L35 110H33L32 109V106H34V105H32V102H34V101H31V100H29L28 98L30 97V95L29 94H31V93H33L32 91H35L34 90V88L33 89H31L30 90V92H29V89H30V87H32L33 85H29L28 83H27V85H26V87L27 86H30V87H24V89L27 91L28 90V92H29V94H27L25 91H23L24 89L23 88H21L20 87V85H21V81L20 82H18V81H16ZM53 77H55V76H53ZM63 77H65V76H63ZM87 77H88V75H87ZM90 77H92V76H90ZM89 77V78H90ZM106 77V76H105ZM105 77H103V80H105L104 78ZM158 77H160V76H158ZM178 77H175V78H178ZM196 77V76H195ZM254 77V76H253ZM256 77H257V75H256ZM39 78V79H38ZM49 78V79H50ZM58 78L59 77H56V79H57V81H59V80H62V76H60V78H59V80H58ZM94 78V77H93ZM96 78V77H95ZM107 78H108V76H107ZM134 78H135V76H134ZM170 78H174V77H171V75H170ZM174 78V79H175ZM180 78V77H179ZM203 78V77H202ZM202 78H200L201 80H203ZM262 78V77H261ZM261 78H259V80L261 79ZM19 79V78H18ZM48 79V80H49ZM68 79V78H67ZM84 79V78H83ZM87 79V78H86ZM114 79V78H113ZM119 79V78H118ZM126 79V78H125ZM129 79L131 80H133V78L132 77H129ZM129 79H127L128 81H129ZM136 79H137V77H136ZM145 79V80H144ZM151 79H153V78H150V79H148V77H147V84H149V80H151ZM169 79V78H168ZM168 79H164L166 82H167V80ZM174 79H172V80H174ZM255 79V78H254ZM258 79V77L256 78V80ZM52 80V79H51ZM91 80L92 79H90V82H91ZM120 80H121V78H120ZM126 80V81H127ZM140 80H142L141 78H140ZM155 81H156V78L154 79ZM154 80H151V81H154ZM160 80V78L158 79V81ZM171 80V81H172ZM199 80V79H198ZM198 80H196V81H198ZM200 80V81H201ZM231 80V79H230ZM259 80H257L258 82H259ZM94 81V80H93ZM107 81V80H106ZM121 81H123V79L121 80ZM144 81V82H143ZM143 83H145V81H146V78H143ZM160 81H163V79L162 80H160ZM165 81L164 82H162V83H165ZM170 81V80H169ZM168 82V83H172L173 84V81L172 82ZM174 81H176V80H174ZM178 81V80H177ZM257 81H255L254 80V82H257ZM39 82V83H40ZM55 82V81H54ZM66 82V81H65ZM89 82V83H90ZM100 81H98V83H99ZM124 82V81H123ZM129 82H131V81H129ZM132 82H134V81H132ZM179 82V81H178ZM201 82H203V81H201ZM250 82V81H249ZM253 82V81H252ZM257 82V83H258ZM58 83V82H57ZM64 83V82H63ZM83 84H84V82H82ZM94 83V82H93ZM96 83V82H95ZM94 83V87H95V84ZM97 83V84H98ZM109 83V82H108ZM126 83H128V82H126ZM126 83H124L125 84V87L127 86V84ZM137 83H138V81H137ZM154 85L155 84H158V82H152ZM150 84V87L151 86H154L153 84ZM168 83H166L167 84V86H168ZM34 84V85H35ZM66 84V83H65ZM90 84H92V83H90ZM89 84V85H90ZM136 84V83H135ZM139 84H140V81H139ZM172 84H171V86H172ZM256 84V83H255ZM86 85H88V84H86ZM119 85H121V83H119ZM129 85H132V84H130L129 83ZM140 85H142V84H140ZM159 85H162L161 83L159 84ZM164 85V84H163ZM37 86V85H36ZM41 86V85H40ZM137 86V85H136ZM143 86H145V88H146V85L144 84ZM143 86H142V88H143ZM148 86V85H147ZM156 86V85H155ZM158 86V85H157ZM166 86V85H165ZM169 86H170V84H169ZM170 86V87H171ZM199 86V85H198ZM201 86V85H200ZM203 86V85H202ZM226 86V85H225ZM99 87V86H98ZM121 87H123V90H124V86H121ZM120 86H119V88H121ZM129 88H130V86H128ZM128 87H126V88H128ZM149 87V86H148ZM147 87V88H148ZM149 87V88H150ZM159 88L161 87V86H158ZM163 87V86H162ZM170 87H164V88H162L163 89V91L165 92V90H167V89H173V87L172 88H170ZM254 87V86H253ZM253 87H252V89H253ZM84 88V87H83ZM82 88V89H83ZM129 88H128V92H129ZM141 88V89H142ZM152 88V87H151ZM154 88V87H153ZM81 89V90H82ZM95 89H97V87H95ZM95 89H93V90H95ZM237 89V88H236ZM240 89V88H239ZM81 90H80V92H81ZM91 90V92L90 91H88L89 92V94H91L92 93V89H90ZM122 90V89H121ZM122 90V92H124ZM160 91H161V89H160ZM249 91V90H248ZM36 92V91H35ZM38 92V91H37ZM87 92V93H88ZM121 92V91H120ZM119 92V93H120ZM121 92V94H123L124 95V93H122ZM162 92V91H161ZM164 92H162V93H164ZM263 93H264V88H263V91H262ZM40 93V92H39ZM79 93V92H78ZM134 93V92H133ZM137 93V92H136ZM167 93H168V91H167ZM33 94H35V93H33ZM83 91L80 93V95H81V97H83L84 96V94H86V91H85V93L83 94ZM126 94H128L127 92H126ZM141 94V92L139 93V95ZM166 93H164V95H163V98H165L164 96H166L165 95ZM29 95V96H28ZM38 95V94H37ZM80 95H79V99L81 98L80 97ZM88 95V94H87ZM120 95V94H119ZM128 95H130V93L128 94ZM142 95V94H141ZM245 95V94H244ZM264 95V94H263ZM28 96V97H27ZM144 96H146V95H144ZM148 96V95H147ZM147 96H146V98H147ZM246 96V95H245ZM252 96V95H251ZM27 97V98H26ZM74 97H76V96H74ZM85 97V96H84ZM88 97H90V96H88ZM124 97V96H123ZM127 98H125L124 100H125V102H123V99H121V102H123V104H124V106H125V104L127 103L126 101L128 100V104H126V105H129L130 103V105L132 106V107H134L135 109H139V107H141V109H139V112L140 111H142L143 113H145V114H147L148 113V111H149V109L147 110L146 108H145V104H144V102H142V105H143V107L145 108L144 110H142V106H141V100H140V98H138L139 99V107H135V105L133 106L132 104H134L135 102H131V100H129L128 99V97L129 96H126ZM134 97H136V96H134ZM140 97V96H139ZM141 97H143V96H141ZM160 97H162V95L160 96ZM145 97H144V99H146ZM149 98V97H148ZM263 98H264V96H263ZM31 99V98H30ZM66 99H68V98H66ZM77 99V101H78V98H76ZM75 99V100H76ZM83 99V101L85 100L84 98H82ZM131 99H133V98H131ZM137 99V100H138ZM162 99V98H161ZM166 99V98H165ZM207 99H208V97H207ZM248 99V98H247ZM255 99V98H254ZM254 99L251 97V100H249V102L250 103H252V104H250L251 106H253V101H254ZM33 100V99H32ZM34 100H35V98H34ZM74 100V99H73ZM73 100H72V102H73ZM89 100V102H91L92 100H90V99H88ZM87 100V101H88ZM134 100V99H133ZM132 100V101H133ZM30 101H31V103H30ZM41 101V100H40ZM59 101V100H58ZM81 102V99H80V102L78 103L77 102V104H75V106H73V104H72V108H73V111L71 110V114H72V118L74 119V118H76V117H79V116H81V119H83V120H85V119H89V118H91V117H93V115L96 113L95 111H96V109H97V107H99L101 104H103V103H105L106 101L104 100V98H102V97H98L97 98V101H96V103L94 104V105H92V102H91V105L89 104H87V103H85V102ZM129 101H130V103H129ZM136 101V100H135ZM143 101V100H142ZM146 101H148V100H146ZM146 101H145V103H146ZM149 101H150V99H149ZM221 100H219V102H220ZM27 102H29L30 104H27L26 105V103ZM43 102V101H42ZM62 102H63V100H62ZM88 102V103H89ZM121 102H119V103H121ZM248 102V101H247ZM264 102V101H263ZM36 103V102H35ZM34 103V104H35ZM71 103V101H69V104ZM76 103V102H75ZM255 103H256V101H255ZM59 105L61 104V106H62V103H58ZM67 104H68V102H67ZM67 104H65V105H67ZM136 105H138L137 103H135ZM220 104H222V102H220ZM26 105V106H25ZM35 105H37V104H35ZM54 106H55V104H53ZM52 105V106H53ZM59 105H56V108L57 109H55V111H54V113L50 116V117H48V118H52V120H53V117L55 116L56 117V119H57V114H58V117H59V115H61V114H59V113H61L62 111L64 112L65 110H60V108L59 107H57V106H59ZM129 105V106H130ZM39 106V105H38ZM63 106H64V102H63ZM121 106H122V104H121ZM128 106V107H129ZM35 107V106H34ZM40 107V106H39ZM65 107V106H64ZM67 108H68V106H66ZM127 107V106H126ZM183 107V106H182ZM63 108V107H62ZM61 108V109H62ZM131 108V107H130ZM129 108V109H130ZM184 108L186 109V110H184ZM256 108V107H255ZM65 109V108H64ZM126 109V108H125ZM128 109V110H129ZM132 109V108H131ZM159 109V108H158ZM187 109H188V107H183V109H181V110H178V114L180 115V117H182V118H184L185 120H187L188 119V117L186 116V114H187ZM259 109V108H258ZM37 110V109H36ZM114 110V109H113ZM112 110V111H113ZM147 110V111H146ZM155 110V109H154ZM69 111H70V109H69ZM115 111V110H114ZM121 111H125L124 112V114L123 115H125V113L127 112L126 110H121ZM132 111V110H131ZM135 111V110H134ZM41 112H43V111H41ZM107 112H108V110H107ZM118 112V111H117ZM129 112H130V110H129ZM135 112H137V114L138 115H140V113H138V111L136 110ZM134 112V113H135ZM141 112V113H142ZM150 112V111H149ZM253 112V111H252ZM115 113V112H114ZM113 113V116L115 115ZM121 113V112H120ZM132 113H133V111H132ZM131 113V116L134 118V115L136 116V114H132ZM158 113V112H157ZM206 113V112H205ZM204 113V114H205ZM38 114H40V113H38ZM64 114V113H63ZM110 114V113H109ZM118 113H116V115H117ZM127 115H129V113H126ZM195 114H197V115H199L200 114V112L199 113H195ZM67 115V114H66ZM69 115V114H68ZM98 115H99V113H98ZM104 115H106V114H104ZM119 115V114H118ZM121 115V114H120ZM143 115V114H142ZM151 115V112H150V114H148V116H150ZM188 115V114H187ZM201 115H203V114H201ZM200 115V117H202ZM211 115V114H210ZM210 115H209V117H210ZM61 116H63V115H61ZM112 114H111V118H110V120H112ZM131 116H127V119H129L128 117H130L131 118ZM152 120L154 119L153 118V113H152ZM183 116H185V117H183ZM189 116V115H188ZM223 116V113L222 112H220V111H218V112H216V114H212V116L210 117V118H208V120L206 121V123L205 124H202V125H200L201 127L198 129V130H196V129H194V132H191V133H188L187 135H186V137L183 139V137L184 136H182V138H179V137H175L174 139H171V140H173V141H170L169 143H167V144H164L163 145V147L161 148V149H158V150H156V151H154V152H152V154H154L155 155V157H154V159H158V162L160 163V164H164V163H169V162H171V160L173 159L174 160V164H176V165H178V166H180L182 169H179V170H181L182 172H183V174L184 173H187V172H191V170H197V168L198 169H200L201 167L200 166H198V165H196V162L198 161V160H205V161H209L210 159H212L213 157H219V158H221V160H223L222 158H224V157H226V155H228V151L226 152L225 151V146L220 142V140H221V138H223V137H225V132H226V130L228 129V127H230V129L233 131V132H238L237 131V129H238V127H236V126H234V123H232V122H225L222 126H215L214 125V120L215 119H217L218 117H222ZM255 116V115H254ZM7 117V118H6ZM55 117H54V119H55ZM64 117V116H63ZM67 117V116H66ZM65 117V118H66ZM97 117V116H96ZM117 118H118V116H116ZM124 117V120L126 119V117L125 116H123ZM143 117H147L146 115L145 116H143ZM142 117V118H143ZM195 117V116H194ZM256 117V116H255ZM47 118V119H48ZM70 118H71V115H70V117H69V120H70ZM137 118H138V116H136L135 117V119H132L133 121L135 120V122H137L139 119L141 120V118H138V120H137ZM11 119V118H10ZM16 119V118H15ZM50 119L48 120L49 122H50ZM64 119V118H63ZM114 117H113V120H112V122H114ZM145 119H148V117L147 118H145ZM145 119H142V120H145ZM257 119V118H256ZM11 120H13V119H11ZM66 120V119H65ZM79 120H80V117H79ZM78 120V121H79ZM116 120V119H115ZM118 120V119H117ZM115 121L116 123H118V121ZM141 120V121H142ZM155 121H151L153 124V126L154 127H158L164 120H165V117H157L156 119H154ZM14 121H16V120H14ZM47 121V122H48ZM60 121V120H59ZM63 121V120H62ZM71 121V120H70ZM75 120H73L72 122H70V125H69V121H68V123H66V122H64V123H66V124H68L69 126H71V127H81L82 128V126H81V121H80V123L79 124H76V123H78V122H74ZM106 121H108V120H106ZM122 121H123V119H122ZM121 121V122H122ZM184 121V120H183ZM187 121H190V118L187 120ZM46 121L44 120V123H45ZM46 122V123H47ZM119 122H120V120H119ZM120 122V123H121ZM124 122V121H123ZM121 123L122 124V126H123V124L124 123ZM127 122H129V120L127 121ZM151 122H150V124H151ZM193 122V121H192ZM253 122H256L255 121V118L253 119ZM15 123V122H14ZM45 123V124H46ZM110 123H111V121H110ZM125 123H126V121H125ZM130 124L132 123V126H133V129H134V127H135V125H133V124H135V123H133L132 121H130L129 122ZM129 123H127L126 125H128ZM138 123V122H137ZM141 123H143V122H141ZM12 124V123H11ZM45 124H43V126H41V123H40V125H37V127L39 126V128L41 127H43V129H44V126H45ZM49 124V123H48ZM48 124H46V125H48ZM62 124V123H61ZM114 124V123H113ZM119 124V123H118ZM175 124H177L178 125V127L179 126H182V125H184L183 123H175ZM254 124H256V123H254ZM16 125V124H15ZM64 125V124H63ZM108 125H111V126H114V125H112V123L111 124H109L108 123ZM116 125V128L117 129H119L118 128V126L120 125H118L117 126V124H115ZM125 125V124H124ZM140 125V122L138 123V125H136V126H139ZM174 124H170V128H171V130H167V129H165L164 130V132L162 133V134H164V135H169L170 133H172L174 130L173 129H175V128H173L172 129V126H173ZM36 126V125H35ZM66 126V125H65ZM111 126H109V127H105V128H108V131H110L111 130V132L113 131H115L114 129H113V127H112V129L110 128ZM48 127V126H47ZM66 127H68V126H66ZM70 127V128H71ZM115 127V126H114ZM120 127V126H119ZM129 129H131V126L130 125H128L127 126ZM127 127L125 128V130L127 129ZM56 128V127H55ZM62 128V127H61ZM61 128H59V129H61ZM63 128H64V126H63ZM109 128H110V130H109ZM115 128V129H116ZM168 128V127H167ZM38 129V128H37ZM94 129V128H93ZM120 129L122 130L123 128H121L120 127ZM132 129V130H133ZM146 128H144V126L142 125V127H139V134H137L136 136H137V138L138 139H140V136L142 137V140L141 141H143V142H141V144L143 143V145L144 144H146V143H152V142H154V141H156L157 139H158V137H160V133H158L157 131L156 132H154V131H149V130H145ZM63 129H61L59 132L61 133V131H62ZM64 130H66L65 128H64ZM63 130V131H64ZM101 130V129H100ZM104 131H106L107 133H109L107 130H105V129H103ZM120 130V131H121ZM124 129L122 130V132H126ZM62 131V132H63ZM67 131V130H66ZM65 131V134L67 133ZM119 131V130H118ZM198 131V133H196ZM43 132V131H42ZM51 132V131H50ZM58 132V131H57ZM68 132H70V131H68ZM103 132V131H102ZM117 132V131H116ZM115 132V133H116ZM49 133V132H48ZM54 133V132H53ZM107 133H106V136H107ZM118 133V132H117ZM121 133V132H120ZM232 133V132H231ZM235 133V134H236ZM62 134V133H61ZM105 134V133H104ZM110 134L111 133H109V137H110ZM122 134V133H121ZM49 135V134H48ZM52 135V134H51ZM51 135L50 136H48V137H50L51 138ZM54 135V134H53ZM63 135H64V132H63ZM103 135V134H102ZM101 135V133H100V135L99 136H102ZM112 135V134H111ZM117 135V134H116ZM55 136V135H54ZM59 136V139H61L60 138V134L58 135ZM58 136H57V138H58ZM104 136V135H103ZM108 136H107V138H108ZM113 136V135H112ZM115 136V135H114ZM119 136L120 135H117V137H114L115 138V141H118V140H116L117 138H119ZM126 136H128V133L126 132ZM125 135H124V137H126ZM130 136V135H129ZM129 136L127 137V138H129ZM47 137V136H46ZM61 137H63V136H61ZM122 136H120V138H121ZM56 138V136L54 137V139ZM114 138L113 137H111V140H114ZM191 138V140H195V139H200V138H203L205 141H206V143L208 144V146H207V148H208V150L207 149H205V148H202V149H199V148H197V147H192V148H190L189 150H188V152H184V150H181L182 148H183V145H185L186 143H190V141H189V139ZM234 138V137H233ZM109 139V138H108ZM125 139V138H124ZM43 140V139H42ZM42 140H38V142H37V144H38V146H40L41 144H42V148H43V145L46 143L45 141H49V140H44V142L42 143ZM110 139H109V141H111ZM23 141H25V140H23ZM59 141V140H58ZM63 141V140H62ZM61 141V142H62ZM64 141H65V138H64ZM126 141V146L123 148V149H119V150H117L116 151V153H115V156L112 158V161L110 162V163H114L117 159L119 160V159H121V157H123V156H126L127 155V153H129L130 151V148L133 146V144H131V143H129V141L130 140H125ZM137 141V140H136ZM139 141V140H138ZM14 142L15 143H17L15 140H14ZM25 142H27V141H25ZM60 142V143H61ZM24 143V142H23ZM54 143V142H53ZM111 144H113V141L112 142H110ZM137 143V142H136ZM228 143V142H227ZM242 143V142H241ZM240 143V141L238 142V140H231L230 141V143H228L229 145H230V148H231V151L233 152V149L234 148H236V147H241L242 148V157H240V159H241V161H239V163L234 159V157H233V159H234V161H236L237 163L236 164H234L233 162L234 161H232L230 158L233 156V155H231V157L230 158H226L224 161H223V163L222 164H224V166H222V168H221V166L219 167V168H221V172H220V174H222L223 175V173H224V175L226 174V171L228 170V166H227V164H228V162H229V164H231L230 163V161L232 162V164H231V169L233 170V171H238V172H240L241 171V169H245V164L247 165V167L249 166V164H250V162L252 161V156L253 155H257V156H259V155H261L260 157L261 158H263L264 159V140H260L259 141V139H257V138H255L254 136L251 138V140L249 141V143L250 144H248V145H244V144H241ZM244 143H246V141L244 142ZM14 144V143H13ZM140 144V145H141ZM17 145H19V144H17ZM8 146V145H7ZM15 146H16V144H15ZM46 146V144L44 145V147ZM13 147V146H12ZM11 147V148H12ZM19 147V146H18ZM67 147V146H66ZM10 148V149H11ZM259 148H261L262 149V153L260 154L259 152H258V149ZM14 149H15V147H14ZM239 149V148H238ZM9 150V149H8ZM16 150V149H15ZM72 150H74V147H67L66 149L64 148V151H65V154H64V156H63V158L65 159V160H67V162H69V161H73L75 158H74V156L72 155L73 153H71V151ZM120 150H122L121 152H119ZM236 150H237V148H236ZM13 151V150H12ZM80 151V150H79ZM78 152V151H77ZM235 152V151H234ZM12 153V152H11ZM16 152H13L12 154H15ZM57 153H59L58 152V150H57ZM163 153V154H162ZM17 154V153H16ZM130 154V153H129ZM156 154H160L161 155V157H158V156H156ZM259 154V155H258ZM2 155H3V152H2ZM19 155V154H18ZM239 155V154H238ZM77 156V155H76ZM75 156V157H76ZM128 156V155H127ZM235 156V155H234ZM13 157V156H12ZM14 157H16V156H14ZM14 157L12 158V159H14ZM184 157H187V158H189V160L191 161V165H193V167H195L194 169H193V167H191L190 165H187L186 163H185V158ZM127 158V157H126ZM125 158V159H126ZM125 159H123V160H125ZM16 160V159H15ZM117 160V161H118ZM245 161H249V162H245ZM263 161V160H262ZM242 162V163H241ZM216 163H219V162H216ZM20 164V162L18 163V165ZM222 164H220V165H222ZM239 164H242L244 167L243 168H241L240 166H239ZM7 165H9V163L7 164ZM11 165V164H10ZM68 165H69V163H68ZM217 165H219V164H217ZM6 166V165H5ZM4 166V169H7V171H9L8 170V168H6V167H8V166H6L5 167ZM88 166V165H87ZM86 166V167H87ZM135 166V167H134ZM11 167V166H10ZM12 168V167H11ZM11 168H9V169H11ZM90 168V169H89ZM87 167L86 169H89V171H91L92 172V169H91V167ZM138 167L136 166V165H126L125 166V169L123 170L124 171V175H125V177H121V181H119L118 183H116L114 186H111V188H109V189H107V190H103V189H100L99 187H96V190H95V192H96V197L98 198V197H103V198H106V199H108V201H113L114 203H122L123 205L124 204H126V205H133V204H137V202L139 201V200H142V198L140 197V196H138V192L139 191H137L136 189L138 188V187H141L142 185H144L142 182H138V179H136L137 177H131V173H132V170L134 169V171L137 169ZM217 168V167H216ZM84 169V168H83ZM202 169V168H201ZM243 169V170H244ZM254 169V168H253ZM256 169H258V168H256ZM261 169L263 170L264 168H262V166H261ZM12 170V169H11ZM15 170H16V168H15ZM78 170H81V169H78V168H76V167H74L73 165H72V163H70V165H69V167H68V170H67V172H66V180H64V181H81L83 178H86V177H84V173H81V172H79ZM2 171V173H4V170H3V166H0V172ZM6 171V172H7ZM82 171V170H81ZM247 171V170H246ZM251 171V170H250ZM256 171V170H255ZM258 171V170H257ZM16 172V171H15ZM100 172V171H99ZM249 171H247V173H248ZM252 172H254L253 170H252ZM96 173V172H95ZM250 173V172H249ZM248 173V174H249ZM219 174V175H220ZM236 174V173H235ZM258 174H260V172L258 173ZM251 175V174H250ZM254 175V174H253ZM261 175V174H260ZM252 176V175H251ZM256 176V175H255ZM257 177H259V176H257ZM221 178V177H220ZM217 179V178H216ZM238 179H239V177H238ZM261 179V178H260ZM219 181V180H218ZM239 181V180H238ZM66 183V182H65ZM229 183V182H228ZM68 184V183H67ZM146 184L148 185V186H151L152 184L151 183H149L148 181L146 182ZM216 184V183H215ZM229 184H235V183H229ZM260 185L258 186V188H256L255 190L258 192V191H260V192H258V195H257V192L255 191V190H250L251 191V193L253 194V192H256V194L255 195H257V197L255 196L254 198H257V199H254V200H250L249 198L248 199H246V200H250L248 203L250 204V206H252V205H254L257 201L259 202V200H262V201H264V189H262V187H264V178H262L261 180H260V183H259ZM220 185H221V187H222V189H223V193L225 192L226 194L227 193H229V188H226L227 187V185L225 186V187H223L222 186V184L220 183ZM252 185V184H251ZM58 186V185H57ZM62 186H64L63 184H62ZM62 186H60L61 187V190H62ZM212 186V185H211ZM210 186V187H211ZM230 185H228V187H229ZM71 187V186H70ZM209 187V188H210ZM220 187V188H221ZM36 188L37 189H39V183H34V187L32 188V190L34 191V193H36L37 191H36ZM124 189V190H123ZM231 190H232V188H230ZM248 189V188H247ZM55 190V189H54ZM24 191H27V189L26 188H17V189H15L13 192H11L10 194H9V196L10 197H8V193H6L5 195H2V194H0V223L1 222H4L5 220H11L15 215H16V211L19 209V207H21L23 204H22V202L24 201L23 199H22V195H23V192ZM59 191V190H58ZM65 191V190H64ZM63 191V192H64ZM247 191V190H246ZM209 192H210V189H209ZM245 192V191H244ZM220 193V192H219ZM222 193V194H223ZM182 194V193H181ZM180 194V195H181ZM213 194V193H212ZM183 195V194H182ZM204 195V194H203ZM209 195V194H208ZM224 195V194H223ZM222 195V196H223ZM14 197V198H13ZM198 197V196H197ZM187 198H189V197H187ZM203 198H205L204 200H205V202L207 203L208 202V199H206V198H208V197H206V196H203ZM229 198H230V195H229ZM228 198V199H229ZM240 197H236V198H234L233 200H230V202H237L238 201V199H239ZM197 199V198H196ZM214 199V198H213ZM19 200V201H18ZM43 200V199H42ZM98 200V199H97ZM210 200H211V198H210ZM44 201V200H43ZM186 201V200H185ZM204 202V203H205ZM211 202V201H210ZM214 202V201H213ZM216 202V201H215ZM214 202V203H215ZM227 202H228V200H227ZM203 203V202H202ZM96 203H94V205H95ZM121 204V205H122ZM153 204V203H152ZM157 204V203H156ZM213 204V203H212ZM212 204H209V205H212ZM21 205V206H20ZM159 205V204H158ZM42 206V205H41ZM41 206H39V207H41ZM45 206V205H44ZM177 206H179V205H177ZM184 206V205H183ZM182 206V207H183ZM218 206H220V205H216L215 206V208L214 209H218ZM189 207H191V206H189ZM202 207H204V206H202ZM213 207V206H212ZM31 208V207H30ZM177 208V207H176ZM194 208V207H193ZM193 208H191V209H193ZM205 208V207H204ZM222 208V207H221ZM110 209V208H109ZM184 209V208H183ZM188 209V208H187ZM186 209V210H187ZM201 209V208H200ZM111 210V209H110ZM202 210V209H201ZM201 210H200V212H201ZM206 210H208V209H204L203 211H205L206 212ZM180 211H181V209H180ZM187 211H189V209L187 210ZM195 211H197V208H196V210H194V212L193 213H196L197 214V212H195ZM208 211H212V209H211V207L209 208V210ZM208 211H207V213H208ZM134 213L133 214H135V211H133ZM183 213V212H182ZM228 213V212H227ZM41 214V213H40ZM32 214V213H30V214H26V216H23V218L21 219V220H19L17 223L16 222H14V224H12L13 226H14V228L17 230V232H16V234H9V231H6V232H4L3 234H1V236H0V264H89V262H93L92 260H90V258H92V257H94L93 255V252L91 251V248L93 249V247H90V250L88 251V248L85 250L84 248L82 249V246H81V244L85 241V240H83V242L81 241L82 240V237H85V236H83L84 235V233L85 232H83V230H82V228L83 227H88V228H90V230H91V233L95 236V234L94 233H96L97 231H98V227H99V225H102V226H100V229L99 230H101V229H106V230H108V231H106V233H105V235L107 234V232L108 233H110V232H112L113 230H110L111 229V227H113V226H117V227H122L123 225V222H122V220L121 219H119V217L115 214V213H113V212H107V211H105V210H93V212H87V211H83L81 208H77L76 209V211L74 212V213H72L71 214V216H69V214H66L67 216H64V218L62 217H59V218H55V219H57V224L54 226V227H52L51 226V224L47 221V219H45L44 218V216L41 214ZM181 214V213H180ZM196 214H195V216H196ZM217 214H218V212H217ZM229 214V213H228ZM200 215V214H199ZM207 215V214H206ZM185 215L184 214H182V215H177V214H175V217L177 218V219H182V222H172L171 224L172 225H170V226H167V227H165V229H166V232H167V234L165 233V235H167V236H169L170 234H171V231H179V230H181V231H183L184 232V234H182V235H179V234H177L176 233V235H178L177 237L180 239V240H185V244L183 243V244H180L179 245V248L181 249V252H184L185 253V255H187V256H189V257H187L188 258V261L191 263V262H193V261H195V259L196 260H201V261H203V263L204 264H210V261L213 259V257H214V254H216V253H218V251H216L215 249H214V247L212 246V244L211 245H209L208 244V238H207V230H205V229H202V228H199V227H195V228H193V220H194V217L193 216H191V215H187V216H185L186 217V220H185V217H184ZM209 216V215H208ZM207 216V217H208ZM214 216V215H213ZM19 218V217H18ZM67 218H70L69 220H67ZM155 218H156V216H155ZM227 218V217H226ZM54 218H51L50 220H55ZM127 219V218H126ZM133 219V218H132ZM157 220H160V221H162L161 219H159L158 217L156 218ZM139 220V219H138ZM261 220V219H260ZM142 221V220H141ZM195 221V220H194ZM51 222V221H50ZM152 222V221H151ZM195 222H198V220H196ZM68 223H74V225H77V226H79V228L77 229V230H74L73 232L72 231H68L69 229H70V226L68 227ZM212 223V222H211ZM227 223V222H226ZM229 223V222H228ZM138 224H140V223H137V226H139ZM144 225L146 224V223H143ZM224 224V223H223ZM127 225H129V224H127ZM126 225V226H127ZM133 226V225H132ZM225 226H227V225H225ZM228 226H229V224H228ZM232 226H234V225H232ZM135 227V226H134ZM141 227V226H140ZM160 227H162V226H160ZM218 227H220V226H218ZM223 227V226H222ZM252 227V226H251ZM251 227H249V228H251ZM126 228V227H125ZM133 228V227H132ZM146 228V227H145ZM156 228H158V226L156 227ZM221 228V227H220ZM225 228V227H224ZM224 228H223V230H224ZM233 228V227H232ZM231 228V229H232ZM122 229V228H121ZM159 229V228H158ZM239 230V229H238ZM105 231V230H104ZM120 231V230H119ZM123 231V230H122ZM240 231V230H239ZM242 231V230H241ZM88 232V231H87ZM103 232V231H102ZM127 232V231H126ZM146 232V231H145ZM90 233V232H89ZM242 233V232H241ZM86 234V233H85ZM88 234V233H87ZM130 234H132V233H129V234H127V239L129 240H131V238H132V236H130ZM107 235H109V234H107ZM112 235V239H113V237H114V235H113V233L111 234ZM120 235V234H119ZM144 235V234H143ZM142 235V236H143ZM165 235H163L162 237H155V236H152V234H150V232H148L147 231V235L144 237V239H147V241L149 242V240H155V239H157V241H161V240H163V239H166V236ZM98 236V235H97ZM117 236V235H116ZM126 236V235H125ZM189 236V237H188ZM89 237V236H88ZM100 237V236H99ZM109 237V236H108ZM107 237V238H108ZM120 237V236H119ZM118 237V239H120ZM90 238V240L92 239L91 238V236L89 237ZM84 239V238H83ZM126 239V238H125ZM161 239V240H160ZM114 240V239H113ZM129 240V241H130ZM115 241V240H114ZM128 241V242H129ZM139 241V238H135V239H133V240H131L130 242H138ZM88 242V241H87ZM146 242V241H145ZM95 243V242H94ZM144 243V242H143ZM143 243H142V245H143ZM136 244V243H135ZM144 244H146V243H144ZM83 245H84V243H83ZM85 245H86V242H85ZM182 245V246H181ZM88 246V245H87ZM131 246V245H130ZM80 247V248H79ZM135 247V246H134ZM145 248V247H144ZM128 250V249H127ZM130 250H132V249H129V251ZM213 250L215 251V253H213ZM86 251H88V253L86 252ZM134 251V250H133ZM137 251V250H136ZM211 251V252H210ZM143 252V251H142ZM141 252V253H142ZM259 252V251H258ZM138 253H140L139 251H138ZM144 253V252H143ZM209 253H212V254H209ZM262 253V251H260L259 252V255ZM135 255V254H134ZM212 257H211V256ZM220 256H221V254H219ZM120 257H122V256H120ZM191 257V258H190ZM222 257H223V255H222ZM214 259H216V257L214 258ZM254 261V260H253ZM256 261V260H255ZM258 261V260H257ZM256 261V263H258ZM106 263V264H119L120 262H126V263H128L129 262V260H123V259H119L118 261H112L111 259H104V260H102V261H100V263L99 264H103V263ZM245 263H249L248 261H245ZM254 263V262H253ZM250 264V263H249ZM258 264H261V263H258ZM264 264V263H263Z\"/></svg>",
  "mask_w": 264,
  "mask_h": 264
}]
</instances>
